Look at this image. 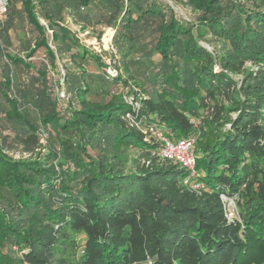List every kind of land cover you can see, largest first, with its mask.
Returning a JSON list of instances; mask_svg holds the SVG:
<instances>
[{"label":"trees","instance_id":"obj_1","mask_svg":"<svg viewBox=\"0 0 264 264\" xmlns=\"http://www.w3.org/2000/svg\"><path fill=\"white\" fill-rule=\"evenodd\" d=\"M168 1L193 20L161 0H10L0 22V264L259 257L245 229L264 247V0ZM68 20L113 29L110 63ZM151 127L196 139L201 194L161 159ZM17 149L28 157L8 154ZM223 195L240 198L242 221L229 219Z\"/></svg>","mask_w":264,"mask_h":264},{"label":"rangeland","instance_id":"obj_2","mask_svg":"<svg viewBox=\"0 0 264 264\" xmlns=\"http://www.w3.org/2000/svg\"><path fill=\"white\" fill-rule=\"evenodd\" d=\"M161 1L171 5L173 7L175 13L177 14V16L180 19L187 20V21L193 20L194 12L192 11L191 8L177 6L173 3H170L168 0H161ZM67 22H68L67 25L74 32H76L79 35L82 42L88 48L97 52L98 54H101L102 59L104 61H106L107 63H110V52L112 50V37L114 35L113 29H111V28L105 29L104 27H98L96 29H90V30L84 31L81 29L80 26L74 24L71 20H68ZM100 31L103 33L101 36V39L98 36ZM206 39L210 40L211 38L208 36ZM201 44L210 51H213L214 47L216 45L215 42L208 44V43H205L202 41H201ZM42 59H46L45 53L43 51H41L37 55L36 61L41 62ZM46 63H47V61H46ZM61 72H62V74L64 73L62 69H61ZM51 77H52L53 85L55 86L56 76L52 75ZM55 88H56V86H55ZM230 115L232 117H235L234 112H231ZM228 128H229V125H222L220 127H214L209 133H207L206 136L202 137V141H203L202 143H206V142L215 140L220 132H222V131L225 132ZM197 144H199V143H197ZM197 146L199 147V145H197ZM8 154L11 157H13L14 159H19L22 157H28V155L24 154L21 149L8 151ZM140 154H141V151L132 150L130 152V161L132 162L134 160H139ZM240 202L241 201H240L239 197H234L232 199L226 200V209H227L228 217L231 221H233V220L242 221L243 220V217H244L243 214L246 211V208L243 207L240 204ZM245 231H247V233H248L247 238H246L247 243L251 244V246H255L254 249H252V251H254L256 253L255 255L259 254V257L256 258L257 260L255 259L251 262L248 261L245 264H253L254 261H257V262L264 261V247L258 244V242H257L258 241V235L251 228L249 230L246 228ZM258 245L260 247H257ZM249 250H251V249H249Z\"/></svg>","mask_w":264,"mask_h":264},{"label":"built area","instance_id":"obj_3","mask_svg":"<svg viewBox=\"0 0 264 264\" xmlns=\"http://www.w3.org/2000/svg\"><path fill=\"white\" fill-rule=\"evenodd\" d=\"M10 0H0V22L7 19L8 7ZM110 75H115L116 72L108 69ZM61 97H65L64 91L60 92ZM132 120L131 116H128ZM151 134L161 144L160 157L163 160L169 161L173 164L179 165L186 170L187 174L183 179V185L193 193L201 194L205 189L204 183L200 180L199 174L196 169L197 155L195 150L196 139L188 138L182 139L178 142L170 140L165 132V128L150 129ZM225 203L228 198L222 196ZM232 199V198H229Z\"/></svg>","mask_w":264,"mask_h":264},{"label":"bare ground","instance_id":"obj_4","mask_svg":"<svg viewBox=\"0 0 264 264\" xmlns=\"http://www.w3.org/2000/svg\"><path fill=\"white\" fill-rule=\"evenodd\" d=\"M112 34V33H111Z\"/></svg>","mask_w":264,"mask_h":264},{"label":"water","instance_id":"obj_5","mask_svg":"<svg viewBox=\"0 0 264 264\" xmlns=\"http://www.w3.org/2000/svg\"><path fill=\"white\" fill-rule=\"evenodd\" d=\"M114 34V33H113Z\"/></svg>","mask_w":264,"mask_h":264}]
</instances>
